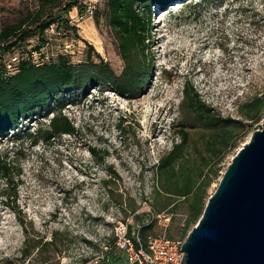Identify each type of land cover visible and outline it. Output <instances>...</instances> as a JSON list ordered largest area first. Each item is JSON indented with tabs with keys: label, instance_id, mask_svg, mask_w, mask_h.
Wrapping results in <instances>:
<instances>
[{
	"label": "rangeland",
	"instance_id": "rangeland-1",
	"mask_svg": "<svg viewBox=\"0 0 264 264\" xmlns=\"http://www.w3.org/2000/svg\"><path fill=\"white\" fill-rule=\"evenodd\" d=\"M81 2L93 13L73 8L65 16L77 25L79 38L67 27L57 30L55 23L40 55L37 36L29 37L3 55L6 69L14 72L16 57L31 55L40 63L59 54L75 64L88 56L99 61L84 38L121 74L124 61L107 22L108 0ZM36 5L37 0H0V28L20 21ZM150 15L151 72L138 92L100 86L87 94H64L62 113L74 123L73 134L28 137L27 131L48 122L43 110L0 135V160L13 167L17 210L0 202V264H81L113 246L123 223L132 233L152 212L168 209L174 212L169 233L185 237L197 221L187 222L182 201L155 192L153 169L179 140V124L198 143L217 133L203 129L187 111L186 90L197 92L214 113L245 122L234 128L236 145L216 164L204 202L237 149L261 128L264 111L258 121L245 120L240 105L264 96V0H169L152 5ZM84 22L87 36L81 32ZM6 184L0 167V194ZM160 230L154 224L146 234Z\"/></svg>",
	"mask_w": 264,
	"mask_h": 264
},
{
	"label": "trees",
	"instance_id": "trees-1",
	"mask_svg": "<svg viewBox=\"0 0 264 264\" xmlns=\"http://www.w3.org/2000/svg\"><path fill=\"white\" fill-rule=\"evenodd\" d=\"M81 1L37 0L36 8L32 12L20 21L0 28V135L7 134L22 118H28L31 114L43 110V117H46L48 122L34 133L27 131L28 137L49 139L63 133L73 134L77 130L74 123L62 113L66 104L64 94H87L91 88L100 86L112 88L122 94H133L139 91L144 79L150 75L148 57L151 7L154 4L165 5L169 0H108L107 22L118 42V52L124 61V68L119 75L115 74L110 65L101 59L93 45L84 38H81L82 41L90 52L97 54L99 61H93L88 56L85 61L75 64L64 54H59L55 61L40 63V60L31 55L27 58L16 57L18 61L14 72L6 69L3 61L6 52L13 50L25 39L37 36L38 45L35 50L39 53L46 42L47 30L55 23L58 25L57 30L61 26L67 27L79 38L77 25H73L71 19L65 16L73 8L80 13L87 11L88 7ZM95 23L98 24L97 16ZM185 93L187 111L198 120L203 129H214L217 133L198 143L197 140L191 139L184 125H181L183 123L179 124L180 127L175 131L179 140L173 142L171 147L159 156L154 164L153 176L155 192L182 201L185 204L187 222L192 223L196 222L202 213L206 189L217 175L216 164L227 150L236 145L233 139L234 128L242 129L245 122L243 119L214 113L195 91L186 90ZM263 111L264 96H255L240 105V112L245 120L258 121ZM0 167L7 180L0 194L3 197L0 202L17 212L13 205L16 198V187L11 176L13 167L9 162L1 160ZM109 174L118 176L114 170H109ZM19 220L23 224L21 217ZM182 222L183 225L180 226L185 225V222ZM154 224L153 220H148L136 228L143 240H147L149 233H146ZM169 228L167 235L173 236L169 233ZM131 229L128 224L130 234ZM156 234L158 232L150 235Z\"/></svg>",
	"mask_w": 264,
	"mask_h": 264
},
{
	"label": "water",
	"instance_id": "water-1",
	"mask_svg": "<svg viewBox=\"0 0 264 264\" xmlns=\"http://www.w3.org/2000/svg\"><path fill=\"white\" fill-rule=\"evenodd\" d=\"M181 250V264H264V116L230 159Z\"/></svg>",
	"mask_w": 264,
	"mask_h": 264
},
{
	"label": "built area",
	"instance_id": "built-area-1",
	"mask_svg": "<svg viewBox=\"0 0 264 264\" xmlns=\"http://www.w3.org/2000/svg\"><path fill=\"white\" fill-rule=\"evenodd\" d=\"M87 11L92 13L91 8ZM172 218L173 212L169 209L152 212L150 221L153 220L161 230L156 235H149L147 240L141 238L138 229L130 234L128 223H123L113 246L105 247L81 264H181L185 257L184 250H181L185 237L167 235Z\"/></svg>",
	"mask_w": 264,
	"mask_h": 264
},
{
	"label": "bare ground",
	"instance_id": "bare-ground-1",
	"mask_svg": "<svg viewBox=\"0 0 264 264\" xmlns=\"http://www.w3.org/2000/svg\"><path fill=\"white\" fill-rule=\"evenodd\" d=\"M88 25L86 22H84L81 26V32L82 34H84V36H87L88 35ZM98 40V39H97ZM249 138V137H248Z\"/></svg>",
	"mask_w": 264,
	"mask_h": 264
},
{
	"label": "crops",
	"instance_id": "crops-1",
	"mask_svg": "<svg viewBox=\"0 0 264 264\" xmlns=\"http://www.w3.org/2000/svg\"><path fill=\"white\" fill-rule=\"evenodd\" d=\"M74 9H76V8H74Z\"/></svg>",
	"mask_w": 264,
	"mask_h": 264
}]
</instances>
